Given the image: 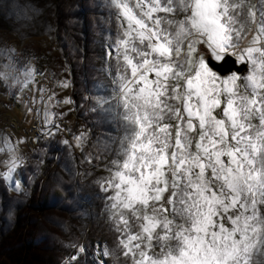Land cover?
<instances>
[{"label":"snow or ice","instance_id":"obj_1","mask_svg":"<svg viewBox=\"0 0 264 264\" xmlns=\"http://www.w3.org/2000/svg\"><path fill=\"white\" fill-rule=\"evenodd\" d=\"M106 6L119 30L102 57L111 84L94 85L92 111L119 122L123 132L118 141L109 135L116 145L105 165L110 175L96 183L111 192L119 235L115 248L97 244L89 264H106L117 253L130 264H264V0L258 7L250 0H107ZM0 53L8 69L0 82L18 85L19 99L38 83L37 71L14 47ZM230 56L241 67L220 72L214 62ZM38 91L44 101V89ZM55 115L45 109L49 136L60 130ZM86 138L87 132L74 135L75 145ZM22 162L13 155L0 173L17 191L13 172ZM72 247L77 253L68 264L85 252Z\"/></svg>","mask_w":264,"mask_h":264},{"label":"rangeland","instance_id":"obj_2","mask_svg":"<svg viewBox=\"0 0 264 264\" xmlns=\"http://www.w3.org/2000/svg\"><path fill=\"white\" fill-rule=\"evenodd\" d=\"M261 2L250 0L257 7ZM106 5L107 0H0V49L14 47L22 62L30 60L38 81L29 84L19 99L14 98L18 85L0 82V104L4 103L0 106V173L11 156L23 158L13 172L20 191L0 176V264H68L77 253L73 244L85 247L77 261L89 264L97 244L116 246L119 234L108 207L111 192L103 191L96 180L110 175L105 165L114 158L116 145L108 143V138L118 141L123 129L117 121L104 120L99 109L92 111L97 106L94 85L111 84L101 71L102 57L119 30ZM7 71L0 53V80ZM59 81H67L68 86ZM240 83L243 88V77ZM40 86L55 97L48 101V95L41 101L39 92L33 95L32 91ZM66 99L71 102L64 103ZM32 102L34 108L38 103L45 106L36 112ZM46 108L56 114L54 123L65 125L64 133L46 134L30 153L23 132L8 131L7 116L13 114L29 127L36 115L44 117ZM217 114L222 115V109ZM81 132H87V138L77 147L74 135ZM86 154L100 155V159L89 162ZM105 260L106 264H130L119 253Z\"/></svg>","mask_w":264,"mask_h":264},{"label":"built area","instance_id":"obj_3","mask_svg":"<svg viewBox=\"0 0 264 264\" xmlns=\"http://www.w3.org/2000/svg\"><path fill=\"white\" fill-rule=\"evenodd\" d=\"M40 88H43V86H40L35 89H37V92H39L38 89ZM34 94H36L35 91L33 95ZM39 95L41 97L40 92ZM43 95L44 97H47L48 95H50V92L49 91L43 92ZM34 104L35 103L32 102V107ZM0 106L1 107L4 106V103H1ZM39 106L40 109L42 110L43 107L45 106V103H43V105L42 104L40 105V103H38V105H36L35 108L33 107L36 112L39 110L38 109ZM6 123L9 132H13V131L18 133L21 131L23 132V135L25 136L26 139V147L28 149V152L30 153H33L36 150L38 143L41 141L42 138L45 137L46 131H43V129L49 128L48 124H45L44 117H38L37 115L36 117L33 118V121L29 127H24L22 120L13 114L7 116ZM59 128H60L59 133L60 132L64 133L65 125L59 124Z\"/></svg>","mask_w":264,"mask_h":264},{"label":"water","instance_id":"obj_4","mask_svg":"<svg viewBox=\"0 0 264 264\" xmlns=\"http://www.w3.org/2000/svg\"><path fill=\"white\" fill-rule=\"evenodd\" d=\"M217 69L220 71V72H224V73H227L229 72L230 70L231 71H235L236 69L240 68L241 65L236 62V58L235 57H228L226 59V61L224 62H214Z\"/></svg>","mask_w":264,"mask_h":264},{"label":"trees","instance_id":"obj_5","mask_svg":"<svg viewBox=\"0 0 264 264\" xmlns=\"http://www.w3.org/2000/svg\"><path fill=\"white\" fill-rule=\"evenodd\" d=\"M19 258H20V257H19ZM19 258H18V259H19Z\"/></svg>","mask_w":264,"mask_h":264}]
</instances>
